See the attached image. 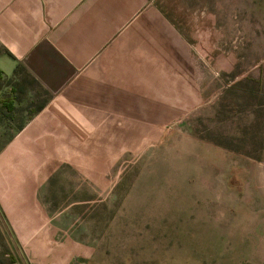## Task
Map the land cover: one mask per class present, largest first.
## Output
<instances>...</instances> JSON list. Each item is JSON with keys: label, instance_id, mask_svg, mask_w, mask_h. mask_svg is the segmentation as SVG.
<instances>
[{"label": "rangeland", "instance_id": "1", "mask_svg": "<svg viewBox=\"0 0 264 264\" xmlns=\"http://www.w3.org/2000/svg\"><path fill=\"white\" fill-rule=\"evenodd\" d=\"M153 5L174 53L153 69L132 147L49 160L36 199L0 165V206L28 264H264V0ZM36 91L0 79V108L19 98L0 119V154L45 101ZM0 264H23L1 221Z\"/></svg>", "mask_w": 264, "mask_h": 264}, {"label": "crops", "instance_id": "2", "mask_svg": "<svg viewBox=\"0 0 264 264\" xmlns=\"http://www.w3.org/2000/svg\"><path fill=\"white\" fill-rule=\"evenodd\" d=\"M173 31L153 0H0V71L46 96L0 154L13 188L36 199L49 160L132 147L137 118L150 122L153 69L168 68Z\"/></svg>", "mask_w": 264, "mask_h": 264}, {"label": "trees", "instance_id": "3", "mask_svg": "<svg viewBox=\"0 0 264 264\" xmlns=\"http://www.w3.org/2000/svg\"><path fill=\"white\" fill-rule=\"evenodd\" d=\"M2 77H5V76L0 71V79ZM16 95L14 96V98L11 97V98H7V99H4L3 101H1L3 103V108H0V119H2V120H4V119H6V120H12V119H14V115L16 114L15 113L16 112V109L14 107L13 100L16 101V100L19 99L18 96H16ZM41 106L42 105H40L37 108V110L40 109ZM22 126H23L22 123H20V124H18L17 128L20 129V128H22Z\"/></svg>", "mask_w": 264, "mask_h": 264}, {"label": "water", "instance_id": "4", "mask_svg": "<svg viewBox=\"0 0 264 264\" xmlns=\"http://www.w3.org/2000/svg\"><path fill=\"white\" fill-rule=\"evenodd\" d=\"M0 221H1L6 233L8 235L10 241L12 242V244H13V246H14V248H15V250H16V252H17V254H18L19 258H20V260H21V262L23 264H28V262H27V260H26V258L24 256V254H23V252H22V250H21V248H20V246H19V244H18V242H17L12 230L10 229V227H9V225L7 223V220H6L5 216H4V214L2 213L1 209H0Z\"/></svg>", "mask_w": 264, "mask_h": 264}]
</instances>
